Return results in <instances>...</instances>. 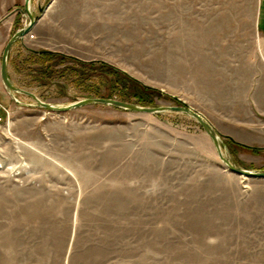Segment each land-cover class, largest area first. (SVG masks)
<instances>
[{
  "label": "rangeland",
  "instance_id": "1",
  "mask_svg": "<svg viewBox=\"0 0 264 264\" xmlns=\"http://www.w3.org/2000/svg\"><path fill=\"white\" fill-rule=\"evenodd\" d=\"M24 3L0 0V68L30 22ZM32 11L39 22L9 54L15 86L58 105L191 106L235 165L264 170V147L222 134L264 138V114L252 118L260 130L235 128L189 95L203 71H256L264 0H32ZM16 97L0 71V264H264V178L231 172L194 118L103 104L54 112Z\"/></svg>",
  "mask_w": 264,
  "mask_h": 264
},
{
  "label": "crops",
  "instance_id": "2",
  "mask_svg": "<svg viewBox=\"0 0 264 264\" xmlns=\"http://www.w3.org/2000/svg\"><path fill=\"white\" fill-rule=\"evenodd\" d=\"M258 58H255V61L251 59L250 62L256 71L246 73V75L241 71L236 75L234 71L230 74L227 73L228 75L225 74L224 77L211 78L208 73L206 75L203 71L202 88L197 87L198 89L190 92L189 95L194 99H200L204 105L210 107L222 119L229 121L235 128L241 126L242 128H251V130H260L259 127H263V125L252 123L256 112L264 114V56H262V61H259ZM237 63L238 61H235V65ZM257 67H261L262 71H259ZM203 115L209 120L208 116ZM222 134L232 137L242 144L264 147V138L246 135L244 131L240 133L238 131L234 133L222 132Z\"/></svg>",
  "mask_w": 264,
  "mask_h": 264
},
{
  "label": "water",
  "instance_id": "3",
  "mask_svg": "<svg viewBox=\"0 0 264 264\" xmlns=\"http://www.w3.org/2000/svg\"><path fill=\"white\" fill-rule=\"evenodd\" d=\"M24 8H25L26 14L28 15L30 19V22L24 28L18 30L8 41L7 45L4 48L3 55H2V61H1V79H2L5 89L10 93V95L12 96L14 100L18 102L16 94L23 93L34 99L36 104L32 106L42 107V108H45V109H48L54 112H68V111H71V110H74L80 107H84V106H89V105H94V104H103V105H111L119 109L137 112V113H149V114L162 113V112L183 113V114H186L194 118L199 123V125L205 130V132L211 138L215 146V149L218 153L219 158L231 172L236 173L241 176H245V177L264 178V170H250V169L242 168V167L235 165L224 153V149H223L224 143L222 141V138L219 132L212 125V123L204 117V115H202L199 111L195 110L191 106H188V105L173 106L172 105V106L146 107V106H140L138 104L127 102V101H121L117 99L104 98V97L84 98L74 103H70L66 105H58V104H53L49 102H44L34 93L15 86V84L11 81L10 76H9L8 60H9L10 51L13 45L18 40L24 39L26 36H28L31 33V31L37 25L41 17V15H35L34 12L32 11V0H25ZM44 10H45L44 8H40L41 13H43Z\"/></svg>",
  "mask_w": 264,
  "mask_h": 264
},
{
  "label": "trees",
  "instance_id": "4",
  "mask_svg": "<svg viewBox=\"0 0 264 264\" xmlns=\"http://www.w3.org/2000/svg\"><path fill=\"white\" fill-rule=\"evenodd\" d=\"M43 53V55L45 54H52V53H55V52H51V51H43L42 52ZM57 55V54H56ZM58 56H62L63 58H66L64 55H58ZM69 57V56H68ZM70 59H75V58H71V56L69 57ZM76 60H77V62H81V63H85L84 61H82V60H79V59H77L76 58ZM134 90H135V94H136V96H139V97H143V95H142V93L139 91V89H137V87H135L134 88ZM141 97V98H142ZM230 143H233V144H235V146H241L242 148H246V149H249L250 151H253V152H260V151H262L263 149H260V148H256V147H250V146H247V145H244V144H241V143H237V142H235L234 140H232V141H230Z\"/></svg>",
  "mask_w": 264,
  "mask_h": 264
},
{
  "label": "built area",
  "instance_id": "5",
  "mask_svg": "<svg viewBox=\"0 0 264 264\" xmlns=\"http://www.w3.org/2000/svg\"><path fill=\"white\" fill-rule=\"evenodd\" d=\"M2 121V118L0 117V122Z\"/></svg>",
  "mask_w": 264,
  "mask_h": 264
}]
</instances>
